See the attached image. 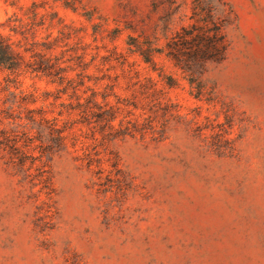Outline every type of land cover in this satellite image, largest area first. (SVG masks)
Wrapping results in <instances>:
<instances>
[{"label":"rangeland","instance_id":"rangeland-1","mask_svg":"<svg viewBox=\"0 0 264 264\" xmlns=\"http://www.w3.org/2000/svg\"><path fill=\"white\" fill-rule=\"evenodd\" d=\"M205 1L226 19L230 48L208 66L199 100L165 55L155 60L179 88L132 52L164 48L193 22L196 0H0V23L18 33L2 31L27 60L43 52L77 66L83 56L89 75L116 83L111 103L160 98L167 119L162 137L97 144L77 128L100 152L90 167L82 144L49 153L27 125L41 109L57 117L68 96L55 102L46 78L0 68V141L2 131L27 139L52 180L50 194L34 187L0 145V264H264V0Z\"/></svg>","mask_w":264,"mask_h":264},{"label":"trees","instance_id":"trees-1","mask_svg":"<svg viewBox=\"0 0 264 264\" xmlns=\"http://www.w3.org/2000/svg\"><path fill=\"white\" fill-rule=\"evenodd\" d=\"M215 11L216 9L211 6L210 2L196 0L191 17L193 22L178 30L164 48L155 50L151 44L147 47L135 44L136 49L131 50L141 56L149 71L158 73L165 88H179L182 86L181 80L173 75H165L155 60L156 56L165 55L174 67L181 71L182 78L187 80L191 94L202 100L206 93L204 75L208 66L224 62L230 48L225 31L226 19L219 17ZM7 26L16 34L18 33L16 27L0 23V68L12 73L25 72L34 77L46 78L49 83L58 86L55 102L62 95H67L69 99V103L63 102L59 105L60 110L57 117L50 119L41 109L39 119L34 115L26 118L27 125L31 123V128L37 130L36 137L41 142H47L45 149L49 153L68 150L70 147L77 148L79 144H82V157L87 164L90 167L100 164L102 159L99 157L100 152L97 150V145H88L82 141V134L77 132V128L81 132L85 128L88 129L96 144L99 141H114L137 134L143 137L149 133L164 136L167 119L164 114H160L161 110L157 109L163 104L160 98L155 99L156 102L155 100L147 101V103L118 100L116 104H113L109 101V97L116 96L110 93V90H114L116 83L111 77L89 75L87 71L92 63L85 62L83 56H80L77 66H64L65 62L60 58H54L43 52L34 53L31 59L27 60L26 55L20 51V45L2 31ZM46 49L49 50L52 47L47 44ZM70 72H76V76L71 77ZM135 73L140 76L141 72L137 70ZM147 79L149 83L154 84L151 77ZM105 80L111 82L103 85ZM156 93L157 91H154V94L150 96H155ZM145 98L148 100L150 97L148 95ZM53 105L57 104L53 103ZM138 111H140L139 114H137ZM29 112L32 114L33 111ZM61 117L65 119L62 120ZM160 119H163L162 123ZM1 133L4 137L0 141L1 148L8 149L11 163L19 173L23 174L24 180H28L34 187L42 185V189L48 190L50 194L52 180L46 173L44 152L36 157L29 153L30 151L24 150L29 146L27 139H24V144L19 145L21 142L17 138L19 135L11 138L12 136L7 131ZM20 137H30L29 132L25 131ZM37 161L40 162L39 165ZM33 169L36 173L32 172Z\"/></svg>","mask_w":264,"mask_h":264}]
</instances>
